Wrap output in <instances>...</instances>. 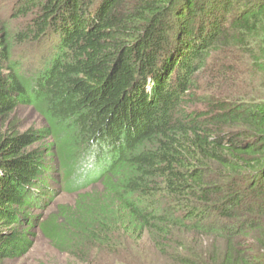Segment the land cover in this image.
I'll return each instance as SVG.
<instances>
[{
	"label": "trees",
	"instance_id": "obj_1",
	"mask_svg": "<svg viewBox=\"0 0 264 264\" xmlns=\"http://www.w3.org/2000/svg\"><path fill=\"white\" fill-rule=\"evenodd\" d=\"M33 43L46 50L24 78L14 51ZM28 105L46 127L19 133L12 113ZM0 126V264L24 254L17 228L55 195L51 169L75 194L43 223L58 248L264 264V0H12ZM40 134L45 154L29 147Z\"/></svg>",
	"mask_w": 264,
	"mask_h": 264
},
{
	"label": "rangeland",
	"instance_id": "obj_2",
	"mask_svg": "<svg viewBox=\"0 0 264 264\" xmlns=\"http://www.w3.org/2000/svg\"><path fill=\"white\" fill-rule=\"evenodd\" d=\"M12 0H0V14L6 17ZM46 48L44 45H39L36 43L27 44L22 48H16L14 51V56L19 62V73L22 77L27 78L32 73L37 71L40 67L41 58H43V53ZM206 78L203 77L202 81L206 82ZM13 124H15V131L21 133L25 130L31 129L37 131L43 129L46 126V122L43 121L42 116L39 112L32 108L31 105L22 106L17 108V110L12 113ZM4 131L0 126V133ZM37 133V132H34ZM43 136V137H42ZM42 137V138H41ZM53 139L44 137V134H40L38 141L29 146L30 148H39L41 151L47 153L49 144ZM46 163L54 164L55 160L48 159L46 156ZM47 182L51 187L56 189V193L53 196L47 195L45 199H39V194L35 196V204L37 207L31 210L36 218V223L29 224L27 226L18 227V230H24V234L27 238V244L24 248V254L15 259H11L5 262V264H131L134 258L130 256L129 253L123 252L125 249L132 248L138 251H147L149 246L143 242H125V245L115 249L113 251H106L101 247H96L95 245H88L85 248L74 250L72 245L69 250L65 248H58L55 243L44 234L43 223L49 219L57 217L59 218V209L63 206H71L75 200V194L62 189L60 181L62 180V174L56 169L46 172ZM47 193V189H45ZM14 226V225H13ZM131 243V246L129 245ZM75 245V244H74ZM85 249V250H84ZM131 255V254H130ZM129 259V260H127ZM157 260L156 258H154ZM158 264V262H156Z\"/></svg>",
	"mask_w": 264,
	"mask_h": 264
},
{
	"label": "clouds",
	"instance_id": "obj_3",
	"mask_svg": "<svg viewBox=\"0 0 264 264\" xmlns=\"http://www.w3.org/2000/svg\"><path fill=\"white\" fill-rule=\"evenodd\" d=\"M93 174L92 170L89 169L88 171H81V173L79 174V176L74 180V183H82L85 182L87 179H89L91 177V175Z\"/></svg>",
	"mask_w": 264,
	"mask_h": 264
}]
</instances>
